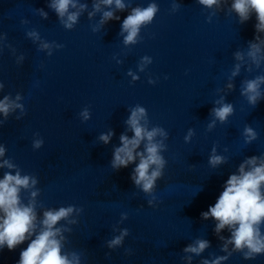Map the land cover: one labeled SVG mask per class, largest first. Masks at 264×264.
I'll use <instances>...</instances> for the list:
<instances>
[{"label": "clouds", "instance_id": "obj_1", "mask_svg": "<svg viewBox=\"0 0 264 264\" xmlns=\"http://www.w3.org/2000/svg\"><path fill=\"white\" fill-rule=\"evenodd\" d=\"M197 2L204 8L212 10L214 7L219 8L221 0H197ZM113 5L115 10L119 11H123L129 6L125 4L124 0H94L93 11L88 14L89 18L96 12H102L99 21L101 26L109 20H119L120 17L116 16L113 10H102V6L111 9ZM49 7L55 11L65 30H73L82 12L87 9V5L79 3V0H51ZM179 9L180 4L176 3V0H172L171 12L175 13ZM37 11L47 18V13L42 9ZM159 11V5L155 0H151L146 7L132 8L130 14L123 19L121 24L120 34L123 36V44L127 47L140 43L142 40L141 29L150 25ZM231 12L238 16L240 24L247 22L253 14H255L257 22L254 25L256 35H254L253 41L248 42L247 50L234 53V58L238 63L233 66L228 75L230 81L226 85L228 89L234 88L231 80L240 74L245 57L250 61L246 68L249 73L264 65V37L260 35L264 33V0H232L229 14ZM215 14V11H210L207 22L211 23V18ZM27 23V20H21V24ZM92 30L96 31L97 28ZM26 36L33 42L40 41L38 50H47L48 56H52L53 48L58 50L64 47L55 41L42 40L36 30L27 31ZM3 38L6 39V34ZM152 62L150 56L141 57L138 63L139 72H144ZM127 75L132 77L131 82L139 79V76L131 70ZM167 78L165 76V79ZM148 83L154 85L157 83V79L150 76ZM261 85H264V74L256 75L252 79H245L241 83L240 94L253 108L258 105L261 99H264ZM3 88L4 83L0 82V91H3ZM217 91L221 90L217 89ZM23 99L24 97L19 93L14 99L11 94L0 99V113L4 116V119L0 120V127L17 109L20 110V115L16 116L17 120L27 114L25 105L19 102ZM214 104L217 106L211 109L212 119L207 125V131L215 128L217 121L220 124H226L229 117L234 114V105L225 102L223 96L215 100ZM79 116L82 122L88 121L91 118L89 108L85 107ZM125 123L132 132V136L129 137L123 133L120 135V146L113 150L111 168L119 170L135 163L136 166L132 170L130 179L134 186L145 194L148 205L156 207L158 202L157 181L164 177V170L168 163L163 155L168 147L166 144L168 132L159 125L149 127L151 122L148 111L139 104L130 108V115ZM113 135L114 132L109 130L107 133H102L98 139L104 144H108ZM194 135V129L189 128L184 136L185 143H189ZM242 136L245 144H251L257 140L258 133L251 126L245 125ZM43 144V138L39 133H35L32 148L38 150ZM142 144L143 150H139ZM5 152L6 147L0 145V157H3ZM137 160L138 163H136ZM224 162H226V157L216 154L214 145L209 157V165L215 168ZM0 168L14 170L4 172L3 178L0 179V250L6 246L11 251L26 240H30L27 247L20 252L18 264H81L80 253L62 250L66 240L64 233L72 231L66 225L77 224L78 220L72 218L73 214H81L83 208L75 205L62 206L58 209L45 208L42 217H38L37 197L40 195V189L36 187L38 183L36 176L22 175V169L11 159H4L0 162ZM22 191L28 193L26 203L22 199ZM40 207L43 208L42 203ZM200 215L204 220L212 218L217 222L215 233L219 234L225 228L230 232V237L227 239L220 237L225 241L221 250L227 252L228 255L216 257L211 262L205 260L202 264H221L222 261L229 259L232 255L231 252H228L229 244L233 245L232 251L241 253L245 260H254L257 256L264 255V231H262V226H264V154L259 157H249L241 163L238 173L231 174L226 180L223 191L219 194L215 204L210 205L208 210L201 212ZM126 219H128V214L121 213V222ZM61 221H65L66 224H60ZM58 224L60 226H57ZM119 233L107 241L108 248L115 249L121 246L130 231L128 228H123L119 229ZM209 246L208 240L197 239L193 244L185 247L184 251L200 255ZM125 252L131 254V249H126ZM187 259L190 261L191 257L189 256Z\"/></svg>", "mask_w": 264, "mask_h": 264}]
</instances>
